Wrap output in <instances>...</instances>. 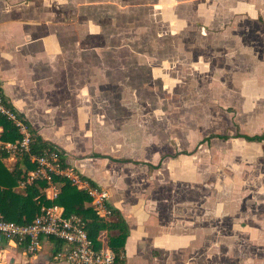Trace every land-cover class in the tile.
Segmentation results:
<instances>
[{
  "label": "crops",
  "instance_id": "crops-1",
  "mask_svg": "<svg viewBox=\"0 0 264 264\" xmlns=\"http://www.w3.org/2000/svg\"><path fill=\"white\" fill-rule=\"evenodd\" d=\"M59 1L52 0L56 2L55 10L60 9ZM51 5V0H0V93L33 135L56 147L68 167L92 186L107 192L111 210L108 222L119 216L126 227V237L117 250L125 264H209L211 254L221 264L218 256L226 251V246L212 245L204 237L215 231H211V220L225 215L228 220L244 217L249 226L235 234V252L252 242L263 247L264 212L255 209L264 201L255 205L253 200L262 189L251 192L254 189L249 183L251 196L247 201L241 194H235L236 186L232 185L226 199V186L219 183L217 188L213 186L217 202L211 201L209 183L201 176L195 180L191 165L177 163V159L190 156L195 146L190 152L163 153L155 145L150 151L143 150L146 140L142 133L145 134L149 113L145 100H140V88L130 84L118 90L113 83H107L110 74H100L102 68L97 63L87 62L88 58L97 60L98 55H66L60 45L66 39L65 31L49 22L54 17L51 13L55 12ZM105 59L112 60L110 55H105ZM214 61L216 67H210L206 61L192 60L187 68L205 75L204 82L208 81L207 66L208 70L213 68L215 75L222 77L218 84L211 83H215L213 89L222 90L219 98L226 109L230 108L225 100L229 95L240 100L243 116L250 117L253 123L264 124V55H216ZM128 68L130 71L131 66ZM190 69L186 70L188 74ZM83 70L88 79L82 80ZM100 78L104 83L98 86L96 82ZM144 87L142 84V90ZM99 92H104L105 97ZM255 106L260 111L251 114ZM236 134L252 137L264 132L217 134L227 138H210L204 144L213 140L234 141L249 148L264 144V140L247 142L235 137ZM209 136L199 141L203 143ZM154 141L152 144H158ZM15 162L12 154H5L0 160L7 173ZM22 190L13 188L18 194ZM241 198L242 203L249 205V214L243 212ZM83 206L89 207L87 202ZM225 206L227 212L223 211ZM116 235V231L105 232L107 242L115 243ZM60 247L44 239L38 250L29 254L23 244L3 241L0 264H67L53 257ZM257 251L253 259L235 256L234 264H264V250ZM197 252L202 254L194 261L193 253Z\"/></svg>",
  "mask_w": 264,
  "mask_h": 264
},
{
  "label": "rangeland",
  "instance_id": "rangeland-1",
  "mask_svg": "<svg viewBox=\"0 0 264 264\" xmlns=\"http://www.w3.org/2000/svg\"><path fill=\"white\" fill-rule=\"evenodd\" d=\"M56 2L51 0L54 10ZM59 2L60 9L51 13L54 17L49 22L53 21L65 31L66 39L61 40L60 45L66 55H98L97 60L88 58L87 62L97 63L102 68L100 74H110L107 83H113L118 90L130 84L140 88V100H145L149 113L144 124L145 134L142 133L146 140L143 150L150 151L155 145L163 153L190 152L195 146L190 156L177 159V163L191 165L195 180L201 176L209 183L211 201L217 202V193L213 190L216 191L219 183L226 186L225 196L221 194L226 199L234 185L235 194H241L248 201L249 183H252L251 192L262 189L253 199L255 205L264 201V144L249 148L234 141L213 140L208 145L199 141L209 134L262 133L264 124L253 123L250 117L243 116L244 106L229 95L225 100L230 108L226 109L219 98L222 90L213 89L215 83H211L218 84L217 80L222 77L215 75L213 68L208 70L207 66V82L200 71L187 68L192 60L206 61L210 67H216V55H264V0ZM105 55H110L112 60H106ZM128 66H131L130 71ZM187 69L191 73L188 74ZM85 71L82 80H85ZM96 83L100 86L104 82L100 78ZM100 95L105 97L104 92ZM119 95L129 93L119 92ZM259 108L255 106L251 114H257ZM252 126L256 128L249 130ZM243 198L239 199L241 207L249 214V205L241 202ZM255 210L264 212V204L258 203ZM232 213H236L235 210L232 209ZM246 222L244 217L228 220L227 215L211 220V231H215L204 239L212 245L226 246V251L218 256L221 264H234L235 256L240 255L245 260L253 259L257 250H264V244L259 248L252 242L234 251L235 234L248 226ZM182 253L184 255L185 251ZM201 254L193 253V260ZM210 259L209 264H217L213 254Z\"/></svg>",
  "mask_w": 264,
  "mask_h": 264
},
{
  "label": "built area",
  "instance_id": "built-area-1",
  "mask_svg": "<svg viewBox=\"0 0 264 264\" xmlns=\"http://www.w3.org/2000/svg\"><path fill=\"white\" fill-rule=\"evenodd\" d=\"M0 116L11 123L20 135L19 140L14 143L0 142V152L13 156L16 153L27 155L29 162L34 165L25 179L17 183L18 188L24 189L34 181L43 180L47 186L43 191L44 198L52 201L57 195L52 178H64L75 190L87 196L88 206L98 221L108 223L111 210L107 204V192L92 186L68 167L64 160L61 162L55 149H46L37 155L29 154V128L23 119L11 110L1 94ZM105 232L100 231L94 241L90 240L79 216H65L62 208L54 205L41 208L40 215L27 225L4 221L0 216V247L3 241H13L23 244L26 251L33 254L38 250L41 240L46 239L59 243L61 247L53 257L67 264H125L122 254L108 246Z\"/></svg>",
  "mask_w": 264,
  "mask_h": 264
},
{
  "label": "trees",
  "instance_id": "trees-1",
  "mask_svg": "<svg viewBox=\"0 0 264 264\" xmlns=\"http://www.w3.org/2000/svg\"><path fill=\"white\" fill-rule=\"evenodd\" d=\"M18 117L20 116L18 115ZM0 127V142L14 143L19 140L20 135L17 130L2 116H0ZM29 133L31 137L29 154L37 155L46 149H55L58 152L60 161L62 162L64 160L63 154L56 147L42 142L30 130ZM235 137H241L247 142H260L264 140V135L247 137L236 134ZM210 138L226 139L227 137L211 135L203 142L208 141ZM4 156L5 154L0 152V160ZM15 159L16 162L12 170L8 173L0 163V215L4 221L27 225L35 217L40 215L41 208H47L53 205L58 206L63 209L65 216L76 215L83 220L87 236L92 241L95 240L100 231H116L117 235L114 239L117 241L114 243L109 240L107 244L113 251L117 252L118 245H122L127 234L126 227L119 216L116 217L114 222L102 223L98 221L92 209L83 206L84 203L88 202L87 196L75 190L67 180L60 177L52 178V183L57 188L56 198L52 201L44 198L43 191L47 186L43 180H37L25 186L19 194L14 193L13 188L17 186L18 182L23 181L34 168V165L29 162L27 155L16 153ZM119 161L124 162L123 160ZM55 246L58 247L59 243L55 242Z\"/></svg>",
  "mask_w": 264,
  "mask_h": 264
}]
</instances>
